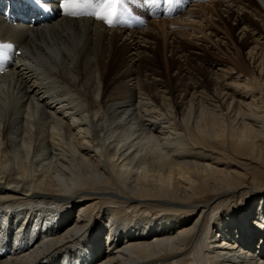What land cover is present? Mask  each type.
<instances>
[{"label":"bare ground","instance_id":"1","mask_svg":"<svg viewBox=\"0 0 264 264\" xmlns=\"http://www.w3.org/2000/svg\"><path fill=\"white\" fill-rule=\"evenodd\" d=\"M198 2L206 80L152 31L0 16V264H264V0Z\"/></svg>","mask_w":264,"mask_h":264},{"label":"rangeland","instance_id":"2","mask_svg":"<svg viewBox=\"0 0 264 264\" xmlns=\"http://www.w3.org/2000/svg\"><path fill=\"white\" fill-rule=\"evenodd\" d=\"M198 1H201V0H196V2L195 1H193V2L195 4H197ZM211 1L206 2V0H205V3L208 4ZM194 3L191 4V6L187 10L195 8L194 6H196V5H194ZM186 12L183 14L184 16L181 15V16L175 17V19L173 18L174 20H176L178 18L181 19L183 17L182 21L179 20V23H182V25L179 24V25L172 26L173 25V22H172L173 19H170V20L160 19V20H154V21L150 20L149 22H147V25L144 26L143 28H139V29L134 28V30H137V31L139 30L140 32L152 31L159 38L160 37L167 38V40L175 42L177 44V49L180 48V50H184L183 48L186 45H192V47L195 48L194 50L197 51V53H199V55L195 58H191L190 62H187L186 64L190 65L191 68L192 67L194 68L193 70H194V72H196V74L198 75L199 78H201L202 80H206V75H207L206 70H208L209 67L213 66V63L219 59L220 54L217 52L216 49H212V48H209L210 50L207 49V51L205 52L206 55L204 53H202L203 51L201 50V47L203 46V42L198 37H195L194 35L190 34V30L188 28L183 27V23H187V22L189 23L193 20L198 21L199 19L197 20V18H193V17L189 18L188 15H186ZM161 21L166 22L165 23L166 25L162 24ZM159 23H161V25ZM155 24H157V25L159 24V26L155 27L154 26ZM167 24H170V26L169 25L167 26ZM198 25H202L201 22L198 23ZM165 27H166V29H165ZM171 27H172V29H171ZM163 30H164V32H166L165 36H163V33H162ZM180 31H182V32L184 31V32L180 33ZM173 33H175V34H173ZM209 33H210V31H209ZM191 35H192V37H191ZM142 44L146 46L145 42H143ZM168 53L170 55H168ZM168 53H167V56L169 58H171V59L173 57L175 58V64L179 63V61L182 60V58H180L178 56H173L171 52H168Z\"/></svg>","mask_w":264,"mask_h":264},{"label":"snow or ice","instance_id":"3","mask_svg":"<svg viewBox=\"0 0 264 264\" xmlns=\"http://www.w3.org/2000/svg\"><path fill=\"white\" fill-rule=\"evenodd\" d=\"M92 4L93 0H60L59 6L65 15L73 17L81 14L90 15L109 27L120 23V17L127 12L125 0H97L94 10L84 11ZM11 47V44H0V56L5 55L3 49H10Z\"/></svg>","mask_w":264,"mask_h":264}]
</instances>
